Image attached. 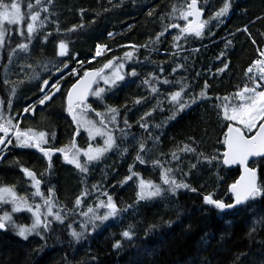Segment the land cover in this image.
Wrapping results in <instances>:
<instances>
[{"label":"trees","instance_id":"1","mask_svg":"<svg viewBox=\"0 0 264 264\" xmlns=\"http://www.w3.org/2000/svg\"><path fill=\"white\" fill-rule=\"evenodd\" d=\"M25 1L23 7L26 10ZM177 1L56 0L60 14L56 11L55 13L58 14L61 25L54 33L50 30L51 35L48 37L52 41L45 49L55 54L56 46L63 40L68 44L72 56L76 53L78 60L83 61L82 71L101 67L107 59L113 57L123 58L126 51H133L132 47L126 46L128 44L148 45L147 48L138 47L132 61H125L126 71L130 72L134 67L138 73L137 77L129 76L123 86L110 93L106 99L108 105L120 110L121 126L125 116L132 125L128 139L121 142L122 148L127 147L128 152L126 155H122L120 151L108 154L107 158L97 165L88 166L87 173H81L74 166L67 164L59 152L52 156L50 170L48 159L43 153L35 150H17L10 146L12 152L10 151L8 159L13 151L16 157L27 159L29 168L44 181L45 187H55L57 203L66 206L67 211L73 207L76 197L82 192L88 191L91 195L95 191L93 185H105L109 187V194L122 212L117 220L109 221L107 226L88 235L79 244L69 243L66 224L79 222L72 220V217L68 218L65 225L53 226L46 246L39 253L35 249L44 245V241H23L11 231L0 232V264H193L198 255L209 256L214 260V264H231L233 257L240 252L251 254L244 258L245 261L259 257V241L264 240V231H257L252 239L246 233L250 220L264 215V201L252 205L251 213L241 212L227 217L231 224L219 219L214 212L202 213L200 209L203 207V195L214 193L218 198L229 200L231 194L227 191L228 186L239 178L240 169H227L215 162L207 164L203 162L202 157L201 163L197 164V158L198 153L210 156L224 151L222 141L228 122L223 120L222 112L218 115L217 105L225 103L223 98L226 96L231 101L235 92L245 84H250L246 70L252 61L258 58V50L264 51V0H235L223 24L218 25L215 21L210 24L211 33L214 34L206 29L202 39L189 37L187 42H178L180 47L174 48L172 31L178 30L171 29L172 31L169 30L161 37L162 42L153 47L150 39H154L169 23L167 18L162 21L160 17H167ZM209 1L211 8H206V20L221 6V0ZM258 17L260 19H257ZM73 26H76V31L69 32L68 29ZM245 26L248 32L243 31ZM109 33H112V36H109ZM253 39L255 44L252 43ZM228 41L231 43L226 47ZM97 44L106 45L110 51L93 59ZM44 47L39 44L35 48V54L43 53ZM195 49L199 51H194ZM178 64H183L184 67L173 73L172 69ZM225 64L228 65L227 68L224 67ZM69 67L75 68V63H70ZM160 67L164 69L163 74L160 73ZM221 69L223 71H220ZM152 73L174 83L176 87L169 90V93L186 85L185 99L193 95L198 97L202 90L206 91V98H198L197 103L186 108L175 120L167 121L158 129L150 127L153 137H159L155 143L148 139V134L139 127L137 121L145 112L156 108L148 122L150 125L162 124V111L159 109L163 108L169 116L171 104L163 102V106H157V100L164 96H154L143 83ZM72 82L74 80L67 76L62 83L64 90L70 87ZM205 82L208 84L207 89L204 88ZM159 90L161 93L166 91L161 90V86ZM7 92L8 88L0 78V94L4 101ZM40 97V91L35 92L32 97L29 96L20 104L18 114L23 107L26 108ZM141 97H146V102L139 105L133 103ZM89 102L93 103L94 97H91ZM92 108L100 111L103 106L94 102ZM41 115H45L50 126L48 129L56 130L57 133L55 144L49 148H60L69 144L73 135L67 130L74 127L71 118L66 114L64 97L58 94L45 105L36 103L34 110L27 112L20 127L25 129L28 123H35ZM132 136L138 139L133 140ZM68 137L70 140L66 141ZM140 138L147 142L146 147L150 149L145 157V165L135 161ZM184 144L195 147L197 153L185 155L180 152L179 149ZM174 151L181 156L179 166L184 172L189 171L190 164H197L186 178V182L196 187L198 193L181 191L178 198L141 201L138 205L135 204L136 184L128 182L121 186L120 183L128 174V166L135 164V171L143 178L159 184L160 169L153 168L152 161H171V153ZM164 166L175 168L177 164L172 161ZM259 168L260 178L264 180V164L259 165ZM19 176L23 182L24 177L20 171L15 172L0 166V180L6 185L18 186ZM128 205H133V208H128ZM178 212L183 213L179 219ZM169 220L176 221L171 228L163 223ZM188 223L192 225L190 232L185 231ZM150 225H160V228L155 235L150 236L147 246L152 250L145 253V230ZM129 226L137 236L131 243L123 240L121 236ZM77 228L79 229V224ZM206 233L211 237L210 246L202 242L208 240ZM117 240H121L123 244L120 250L112 247ZM221 244L222 247L219 246ZM205 247L207 252L200 251Z\"/></svg>","mask_w":264,"mask_h":264},{"label":"snow or ice","instance_id":"2","mask_svg":"<svg viewBox=\"0 0 264 264\" xmlns=\"http://www.w3.org/2000/svg\"><path fill=\"white\" fill-rule=\"evenodd\" d=\"M52 0H48L51 3ZM235 0H221V6L212 13L209 19H202L203 8L199 6V0H185V4L177 8L172 7L171 13L167 17L161 16L160 19H168L169 23L164 26L163 30L157 33L154 39H150V44L155 45L161 43V37L165 36L170 29H177L178 33L173 37V47H180L179 41L187 42L189 37L202 39L205 30L211 33L210 24L215 21L216 24H223L229 16ZM27 12H22L21 0H0V49L5 47L6 32H9L6 26H20L27 19L26 32L17 27L15 35H18L22 41L12 48L8 54V61L11 63L13 55L17 54V50L23 53H30V44L41 28L44 26V21L47 17L41 19V12H47V7L43 6L41 0H35V5L28 0L26 3ZM36 9V10H34ZM83 11V10H82ZM152 12H149V16ZM257 19H260L258 17ZM183 21V25L179 23ZM82 27V25H81ZM59 30V29H57ZM69 32L76 31V26L68 29ZM239 31V29H238ZM244 32H248V28H243ZM214 34V33H211ZM48 33L44 36V42L47 43ZM264 35V34H262ZM112 36V33H109ZM8 39H11L9 35ZM231 41H228L230 44ZM252 43L256 41L253 39ZM123 47V46H122ZM133 51H126L123 58L113 57L107 59L101 67L92 70H83L82 74L77 68H70L69 64L64 60L52 64L41 62L37 63L36 68L32 64L26 67L31 70L30 79H39L41 98L38 100L39 105H45L46 102L52 101L58 94L64 97L65 110L67 115L71 118L72 124L75 126L74 135L69 144L60 148H48L47 133L45 131H36L31 128L23 129L20 127V122L15 120L11 115L5 116L4 104L5 101L0 99V159H3L9 148L18 147L22 149H36L43 153V156L48 159V168L51 169L52 156L59 152L62 154L64 161L67 164L73 165L81 173L89 171L88 165L99 163L107 158L111 152L120 151L122 155L128 152L127 147L122 148L123 141H126L130 135L132 125L129 123L127 117L123 118L121 126L119 117L120 110L112 107L106 103V99L110 93L123 86L126 79L130 76L137 77L138 73L133 67L130 72L125 71V61H132L135 50L138 47L147 48L148 45L131 46ZM106 51H110L106 45H96L95 57L104 55ZM194 51H199L195 49ZM259 51V56L252 61L246 70V75L250 84H245L243 88L233 94L232 100L229 97H224L225 103L217 105L218 115L222 112V118L228 123L225 125L226 132L223 135L222 144L224 151L217 155L206 156L203 153H198L197 164L203 162L213 164L215 162L219 166L230 168L233 165H239L241 172L239 178L228 186L227 191L231 194L229 200L221 199L215 196L214 193H209L202 196L203 207L200 209L202 213L214 212L219 219H224L225 223L231 224V220L227 217L238 215L241 212H252V205L258 201H264V180L258 177L260 171L259 165L264 164V51ZM58 57L66 58L67 60H75L81 68L83 61L76 60L69 52L68 44L61 40L58 44ZM224 53H221L223 56ZM187 57H185V61ZM91 62V61H89ZM51 63L50 61L48 62ZM184 67L183 64H178L172 69L175 73L179 68ZM228 67L227 64L224 65ZM37 68H42L46 73L47 78L41 76L37 72ZM67 76L71 77L74 82L70 87L64 90L62 80L65 78V71ZM220 71H223L221 69ZM8 66H5L4 85L7 86L9 81L7 79ZM164 69L160 67V73L163 74ZM59 73V75H57ZM101 83L103 86H101ZM143 83L148 86L150 92L154 96H160L157 85H170L171 81L167 78L160 79L155 74H152L149 79H145ZM208 84L205 82L204 88L207 89ZM16 86L10 88V96L7 100V108L10 111L12 108V97L15 96ZM187 94V86L182 85L180 90L168 93L165 96L171 104L170 115L168 120H175L186 108L192 104L197 103V99L206 98V91L202 90L199 96H191L185 99ZM89 97L95 98V103L103 106V111H96L89 103ZM146 97L137 98L133 101L134 104L139 105L146 102ZM161 104L157 100V106ZM35 105L26 107L24 112L34 110ZM127 110V106H125ZM156 108L145 112L137 121L139 127L148 134V139L155 143L159 137H153L150 127L161 128L163 124L150 125L148 118L152 117ZM163 111L162 108L159 109ZM95 113L96 119L89 116V113ZM15 121V122H14ZM81 129L87 133L89 141H96L97 138L102 140V144L89 143L87 148H81L76 143V136L80 135ZM133 140L138 138L132 136ZM139 147L135 157V161L140 165H145L147 160L146 155L150 149L146 147V141L140 138ZM185 155L189 153H197V149L189 144H184L179 149ZM163 155V154H162ZM81 157L84 158L82 162ZM258 158V159H254ZM175 161L177 166L165 167L164 164H171ZM181 163V156L177 152L171 153V161L162 162L159 159L152 161L153 168L160 169L161 183H154L152 180L145 179L141 174L135 171V164L128 166V174L120 182L121 186L128 182L136 184V201L139 204L141 201H152L156 199L178 198L181 191L191 193H198V189L186 182L192 169L197 167V164H190L189 171L184 172L179 166ZM21 172L25 177L31 181V187L35 189L32 197H39L41 203H29V199L19 196L15 190V186H0V205H10V210L0 209V232L7 233L11 231L15 236L23 241H28L31 236H38L44 245L35 249L39 253L44 246H46L49 234L53 231V226L56 224L65 225L68 215H79L83 219L79 223V231L73 227L72 223L66 224L69 243L79 244L88 235L96 232L108 225L109 221H115L121 216L122 209L114 201L113 197L107 191H102L100 185H93V189L100 192L106 199H98L94 205H88L84 210V198L90 193L88 191L82 192L80 196L76 197L73 207L66 213L64 211L66 206H59L54 199L53 190H48L47 196L41 191V179L37 178V174L28 168L21 167ZM179 177V178H178ZM128 208H133V205H128ZM27 212L31 215V224L24 225L17 223L14 214ZM183 213H177L178 219ZM164 225L171 228L176 221H164ZM259 226V227H258ZM160 225H150L145 230L144 236V251L150 252L151 247L147 246V242L151 235H155ZM91 229V231H89ZM192 230L191 223L185 226V231ZM257 231H264V215L253 217L249 222V228L246 235L252 239L254 233ZM208 240L202 241L210 246L211 237ZM122 239L131 243L137 239L134 229L129 226L121 233ZM224 234H221L223 239ZM226 243V241H224ZM261 245V253L258 258L254 260L245 261V257H249V252H240L236 254L231 264H264V240L259 241ZM222 247L223 245H219ZM113 249L120 250L123 247L122 241L117 240L112 245ZM202 252H207V247L201 249ZM93 259H96L93 257ZM193 264H214V260L207 255L199 256L193 260Z\"/></svg>","mask_w":264,"mask_h":264},{"label":"rangeland","instance_id":"3","mask_svg":"<svg viewBox=\"0 0 264 264\" xmlns=\"http://www.w3.org/2000/svg\"><path fill=\"white\" fill-rule=\"evenodd\" d=\"M23 1L24 0H21L22 12H27V9L25 10L23 7ZM25 2L27 3L28 0H26ZM30 2H32L35 5V0H30ZM41 3L43 6L47 7V9H48L47 12H41V19H43L44 17H47V20L44 21V26H43V28L40 29V31L37 35V38L34 39L32 41V43L30 44V46H29L30 47V53H23V52H19V50H17V54L13 55L11 63H9V61H8V54L11 51V49L15 48L16 45L21 43V42H26V41H22L18 35H15V30L17 27H19L26 32V24L28 22L27 19L20 26H6V27H8L9 32H6L5 47L3 49H0V78L2 81H4L5 75H6L5 66L7 65L8 66L7 79L9 81V84L7 85L8 92L4 96V99H5L4 112H5V116L11 115L12 117L15 118V120H18V121H20L21 115L27 116V113L24 112V109H25L24 107H23L22 111L20 112V114H18L20 104H23V102H25L29 96L32 97L35 92L40 91L39 85H40L41 81L39 79H30L29 77H30L31 70L29 68H27L26 66L28 64H32L33 67L36 68L37 63L41 62L43 64H48V67H51L52 64L58 63L61 60H64L69 65L72 62L75 63V60H67L66 58L58 57V55H57L58 45L56 46L55 54H53V51H48L47 49H45L46 46L49 45L52 40L50 41V38L48 37L47 43H45L44 42V36L47 35L48 33H51L50 32L51 29L54 33V32H56L57 29L60 28L59 26L61 25V23L58 21L59 16L57 13H55V11L58 13L60 12V7H57L58 4H57L56 0H52L51 3H48L47 0H41ZM199 3H200V6L203 8L204 12L206 13V8L210 7L211 2L209 0H199ZM51 4H52V6H51ZM183 4H185V0H178L176 3V7L179 8ZM34 10H36V9H34ZM157 17H158V15H157ZM204 19L206 20V15H205ZM179 23H181V25H183L184 22L179 21ZM170 31H172V30L170 29ZM172 32H173V37L175 35H177V33H178L175 31H172ZM9 35L11 36L10 40L8 39ZM182 41H184V40L182 39L179 42H182ZM39 44H42L43 46H45L43 49V53L35 54L36 53L35 48L37 46H39ZM132 45H135V44H128L126 46L131 47ZM75 48H76V46H75ZM77 48H78V46H77ZM95 50H96V47H95ZM69 52H70V49H69ZM104 55H105V53H104ZM73 57H75V59L78 60V54L75 53L73 55ZM49 61L51 62L50 64L48 63ZM75 68H77L79 71H81V74H82V70H81L82 68L76 63H75ZM36 70L41 76H44V78H47V75L43 71L42 68H37ZM126 70H127V67L125 65V71ZM152 74H154V73H152ZM57 75H59V73H57ZM157 76L159 77V75H157ZM160 79H163V78H160ZM13 86H16L17 90L15 93V96L12 97V108L9 111L7 108V100L9 99V96H10V88ZM101 86H103L102 83H101ZM160 86H161V90L166 89V91H163V93H162V95L164 97L163 98L160 97L158 99L161 101L160 106H163V102H165V103L169 102L167 99H165V96L169 93V90L174 89L176 86L172 82L170 85H157L158 88ZM167 91H168V93H167ZM173 92H175V91H173ZM40 93H41V91H40ZM0 99H3L1 94H0ZM94 101H95V98H94ZM89 103L93 107L94 102L93 103L89 102ZM103 110L104 109H102L100 111H103ZM166 113L167 112L165 110L160 112L162 124H166L167 121H170L167 119L168 115ZM66 114H67V112H66ZM89 116L93 119H96L94 112L89 113ZM48 127L50 128V126H48V124H47V119H45V115H41L35 123H28V125L25 129L31 128V129L36 130V131H45L48 134L47 135L48 144L45 145V147L49 148L51 145L55 144L56 138H57V133L55 130L48 129ZM73 127H74V129L71 130L72 135H74V131H75V126L73 125ZM90 142L93 143L94 145L95 144H102V140L100 138H97L96 141H89L87 133L81 129L80 135L76 136L77 145L81 148H87V146ZM15 148L17 150H35V151L39 152L36 149H22V148H18V147H15ZM8 151L12 152V150H10V147H9ZM111 153H114V152H111ZM111 153H109V154L111 155ZM62 158H63V156H62ZM17 159H21L25 163H23V162H21V160H17ZM81 160H82V162H84L83 157H81ZM26 163H27L26 159L16 157L15 152L13 151L12 156L8 160H6L2 164V166H4V168L7 167L10 170L18 168L17 171H15V172L20 171V173L24 177L23 182H22L20 176L17 177L18 182L21 185L20 184L18 185L20 187L15 186V190L17 191L19 196H23V197L28 198L29 203H33V204L34 203H41L42 204V201L40 200L39 197H35V198L32 197V193L35 191V189H33L31 187V181L28 178H26L24 173L21 172V170H20L21 167L28 168L29 170H31L29 168V164L27 165ZM93 165H97V163L89 164L88 166H93ZM37 178L40 179L38 174H37ZM41 181H42L41 186H40L41 191L45 194V196H47L49 189H47L45 187L44 181L42 179H41ZM0 183H1L0 186H10V185H6V183H3L2 181ZM100 186H101L102 191H107L108 193L110 192L108 190L109 187H107L105 185H100ZM51 189L53 190V193H54V199L57 202L56 195H55L56 194L55 187L51 186ZM98 199H106V198L103 195H101L100 192H98L96 190L93 191V193L91 195H89V198H88V196L85 197L84 198V205H83L84 210L87 209L88 205H94ZM10 207H11L10 205H8V206L0 205V209H3V210H10ZM64 211L66 213L68 212L65 209H64ZM71 217L73 218L72 220H78L79 223L83 219L79 215L73 216V215L69 214L68 218H71ZM14 218L17 220V223L24 224V225H30L31 224L30 213H27V212L17 213V214H14ZM79 223H77V221L73 222V227L76 228L78 231L80 230L77 228V224H79ZM36 240H40V238L38 236H31L28 241L33 242Z\"/></svg>","mask_w":264,"mask_h":264},{"label":"water","instance_id":"4","mask_svg":"<svg viewBox=\"0 0 264 264\" xmlns=\"http://www.w3.org/2000/svg\"><path fill=\"white\" fill-rule=\"evenodd\" d=\"M199 6H200V3H199ZM204 17H205V12H203V17H202V19H204ZM91 70H92V69H91ZM89 99H90V97H89ZM36 102H37V101L31 103V104L29 105V107H30L31 105L35 104ZM46 103H48V102H46ZM21 118H22V116H21ZM7 156H8V153H7V152H6L5 154H3V159H0V165L3 164V163L5 162ZM254 159H258V158H254ZM226 168H227V169H234V168H239V169H240V166H239V165H233V166H231L230 168H228V167H226ZM240 172H241V169H240ZM258 177L260 178V173H259V172H258Z\"/></svg>","mask_w":264,"mask_h":264},{"label":"flooded vegetation","instance_id":"5","mask_svg":"<svg viewBox=\"0 0 264 264\" xmlns=\"http://www.w3.org/2000/svg\"><path fill=\"white\" fill-rule=\"evenodd\" d=\"M33 114V113H32ZM56 131V130H55ZM68 131V133L69 134H71V130L70 129H68L67 130ZM66 141L68 140L67 138L65 139ZM8 150H9V148H8ZM9 153H10V151H8V156H9ZM8 156H7V160H8ZM14 156V155H13ZM16 156V155H15ZM17 160H21V159H17ZM27 160V159H26ZM21 162H23V163H25L23 160H21ZM27 165H28V163H26ZM17 169L18 168H15V169H12L13 171H17Z\"/></svg>","mask_w":264,"mask_h":264},{"label":"bare ground","instance_id":"6","mask_svg":"<svg viewBox=\"0 0 264 264\" xmlns=\"http://www.w3.org/2000/svg\"><path fill=\"white\" fill-rule=\"evenodd\" d=\"M67 78V74H65V78L64 79H66ZM64 79L62 80V83H63V81H64ZM38 100V98L36 99V100H34L33 102H35V101H37ZM32 103V102H31ZM67 139H69V137L67 138ZM70 140V139H69ZM54 185V184H53Z\"/></svg>","mask_w":264,"mask_h":264}]
</instances>
